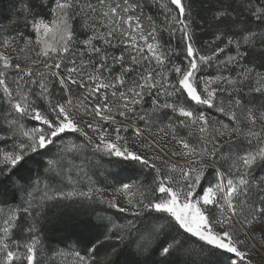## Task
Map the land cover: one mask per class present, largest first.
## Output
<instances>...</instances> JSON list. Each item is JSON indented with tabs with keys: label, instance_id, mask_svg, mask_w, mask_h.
I'll list each match as a JSON object with an SVG mask.
<instances>
[{
	"label": "snow or ice",
	"instance_id": "snow-or-ice-1",
	"mask_svg": "<svg viewBox=\"0 0 264 264\" xmlns=\"http://www.w3.org/2000/svg\"><path fill=\"white\" fill-rule=\"evenodd\" d=\"M8 185L0 264H264V0H17Z\"/></svg>",
	"mask_w": 264,
	"mask_h": 264
},
{
	"label": "trees",
	"instance_id": "trees-1",
	"mask_svg": "<svg viewBox=\"0 0 264 264\" xmlns=\"http://www.w3.org/2000/svg\"><path fill=\"white\" fill-rule=\"evenodd\" d=\"M17 5V0H0V21H6L11 15L14 6ZM205 38V37H202ZM5 189V195L0 199H7L9 202L12 201L13 190L12 188ZM19 197L17 196V202ZM49 219L44 223V227L47 230V235L50 238H54L57 241H64V244H57V247L75 246L76 239L79 233L73 229L66 227L59 219V212L56 209L49 211Z\"/></svg>",
	"mask_w": 264,
	"mask_h": 264
},
{
	"label": "rangeland",
	"instance_id": "rangeland-1",
	"mask_svg": "<svg viewBox=\"0 0 264 264\" xmlns=\"http://www.w3.org/2000/svg\"><path fill=\"white\" fill-rule=\"evenodd\" d=\"M36 171V166L33 165V172ZM118 171V169H111V172L112 174L114 175L116 172ZM99 179L103 180V177L102 176H98ZM8 186H11V185H8ZM8 188H11V187H8Z\"/></svg>",
	"mask_w": 264,
	"mask_h": 264
}]
</instances>
